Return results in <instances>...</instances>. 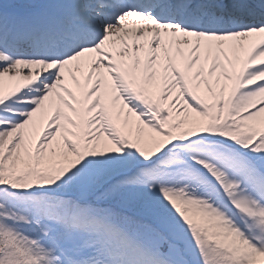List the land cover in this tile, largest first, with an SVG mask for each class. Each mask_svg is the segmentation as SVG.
<instances>
[{
    "label": "snow or ice",
    "instance_id": "snow-or-ice-1",
    "mask_svg": "<svg viewBox=\"0 0 264 264\" xmlns=\"http://www.w3.org/2000/svg\"><path fill=\"white\" fill-rule=\"evenodd\" d=\"M0 264H264V0H0Z\"/></svg>",
    "mask_w": 264,
    "mask_h": 264
}]
</instances>
